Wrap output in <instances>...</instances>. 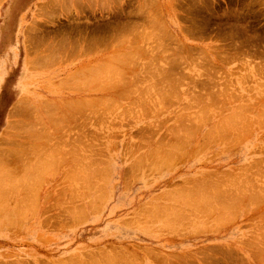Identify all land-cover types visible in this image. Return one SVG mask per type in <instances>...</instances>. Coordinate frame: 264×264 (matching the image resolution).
Returning a JSON list of instances; mask_svg holds the SVG:
<instances>
[{"label":"rangeland","instance_id":"obj_1","mask_svg":"<svg viewBox=\"0 0 264 264\" xmlns=\"http://www.w3.org/2000/svg\"><path fill=\"white\" fill-rule=\"evenodd\" d=\"M58 2L0 0V264H264V0Z\"/></svg>","mask_w":264,"mask_h":264},{"label":"bare ground","instance_id":"obj_2","mask_svg":"<svg viewBox=\"0 0 264 264\" xmlns=\"http://www.w3.org/2000/svg\"><path fill=\"white\" fill-rule=\"evenodd\" d=\"M75 1H76V0H59L58 3L61 4V5H66V4H68V3H69V4L75 3ZM146 16H147V14H146ZM124 26H125V25H124ZM125 28H126V27H125ZM127 28H128V26H127ZM130 28H131V27H130ZM132 29H133V28H132ZM125 30H127V29H125ZM129 30H130V29H129ZM134 30H135V27H134ZM112 31H113V30H112ZM113 32H114V31H113ZM125 32H126V31H125ZM136 32H137V31H136ZM141 32H142V31H141ZM131 33H133V32L131 31ZM137 33L139 34L140 32H137ZM137 33H135V34H137ZM123 34H124V33H123ZM89 36H90V35H89ZM93 36L95 37V35H93ZM125 36H126V35H125ZM141 36H142V35H141ZM97 37H98V36H97ZM97 37H95V38H97ZM99 37H100V36H99ZM33 38H35V37H33ZM100 38H101V37H100ZM102 38H103V37H102ZM111 38H112V37H111ZM140 38H141V37H140ZM66 39H67V37H66ZM86 39H87V37H86ZM106 39H107V38H106ZM108 39H109V38H108ZM112 39H113V38H112ZM109 40H110V39H109ZM40 41H41V40H40ZM65 41H67V40H65ZM84 41H85V40H84ZM87 41H88V39H87ZM93 41H94V39H93ZM102 41H103V40H101V42H102ZM38 42H39V41H38ZM71 42H72V41H71ZM96 42H97V40H96ZM107 42H108V41H107ZM59 43H60L61 45H62V43H63V45H64L65 42H62V43L59 42ZM83 43H84V42H83ZM97 43H98V42H97ZM97 43H96V44H97ZM36 44H37V43H36ZM40 44H41V43H40ZM42 44H43V43H42ZM44 44H45V43H44ZM52 44H54V43H52ZM52 44H51V45H52ZM89 44H90V43H89ZM91 44H92V43H91ZM91 44H90V45H91ZM93 44H95V42H94ZM96 44H95V45H96ZM56 45H57V48H60V47H61V45L58 46V45H59L58 43H56ZM56 45H55V47H56ZM65 45H66V44H65ZM46 46H47V45H46ZM48 46H49V45H48ZM50 47H52V46H50ZM50 47H47L46 50H47L48 48H50ZM55 47L53 46L52 49L55 50ZM62 47H63V48H62ZM62 47H61L62 49H65V48H66V47L64 48V46H62ZM93 47H94V46H93ZM182 47H183V46H182ZM34 48H35V47H34ZM52 49H51V51L54 52V50H52ZM229 49H230V48H229ZM68 50H69V49H68ZM47 51H48V50H47ZM59 51H60V50H59ZM180 51H181V50H180ZM57 52H58V51H57ZM57 52H56V53H57ZM62 52H65V51H62ZM51 53H52V52H51ZM51 53H50V54H51ZM129 54H130V53H129ZM187 54H188V53H187ZM54 55H55V54H54ZM178 55H180V54L178 53ZM47 56H48V55H47ZM58 56H59V55H58ZM66 56H67V55H66ZM246 56H247V55H246ZM43 57H45V56H43ZM53 57H54V56H53ZM56 57H57V56H56ZM67 57H68V56H67ZM224 57H225V56H224ZM238 57H239V56H238ZM240 57H241V56H240ZM243 57H245V56H243ZM41 58H42V57H41ZM45 58H46V57H45ZM45 58H44V59H45ZM48 58H49V57H48ZM174 58H175V57H174ZM178 58H179V57H178ZM183 58H184V57H183ZM190 58H192V57H190ZM38 59H39V57H38ZM49 59H50V58H49ZM56 59H57V58H56ZM127 59H129V58H127ZM249 59H250V58H249ZM62 60H63V59H62ZM164 60H166V59H164ZM176 60H177V59H176ZM193 60H195V59H193ZM240 60H241V59H240ZM251 60H253V59L251 58ZM121 61H122V60H121ZM127 61H128V60H127ZM169 61H170V60H169ZM181 61H182V60H181ZM61 62H62V61H61ZM129 62H130V60H129ZM132 62H133V61H132ZM165 62H167V61H165ZM194 62H195V61H194ZM196 62H198V64H200L199 61H196ZM206 62H207V61H206ZM248 62H249V61H248ZM250 62H251V61H250ZM250 62H249V63H250ZM44 63H45V62H44ZM47 63H48V62H47ZM47 63H46V64H47ZM123 63H124V62H123ZM133 63H134V62H133ZM135 63H136V62H135ZM144 63H145V62H144ZM168 63H169V62H168ZM178 63H180V62H178ZM184 63H185V62H184ZM253 63H254V61H253ZM258 63H259V62H258ZM118 64H121V63H118ZM127 64L130 65V63H127ZM127 64H126V65H127ZM131 64H132V63H131ZM145 64H146V63H145ZM165 64L168 65L167 63H165ZM165 64H164V66H162V67H163L162 69H164V70H163V72H164L163 75H164V76H167L168 71H167L166 68H168V67L171 65V63H170V65H168L166 68H165ZM210 64H211V63H210ZM251 64H252V63H251ZM251 64H250V65H251ZM261 64H262V63H261ZM261 64H260V65H261ZM116 65H117V64H116ZM116 65H115V66H116ZM122 65H123V64H122ZM129 65H127V66L129 67ZM132 65H133V64H132ZM156 65H158V64H156ZM182 65H183V64H182ZM191 65H192V64H191ZM254 65H256V64L254 63ZM123 66H124V65H123ZM130 66H131V65H130ZM139 66H140V65H139ZM139 66H138V68H139ZM143 66H144V65H143ZM174 66H175V65H174ZM176 66H177V65H176ZM205 66H206V65H205ZM263 66H264V65H262L261 68H263ZM105 67H106L108 70H107ZM105 67H104L103 70H102V71H104V72H103L104 75H105V71H111V70H112L111 72H108V73L106 74V76L110 74L111 76H112V75H114V76L117 75V77H118V74H119L120 78H117V77H116V78L119 79V81H120V79H122L121 82H119L117 79H116L117 81L113 79V83H114V85H113L112 83H109V84H111L112 86H110L106 81L104 82L105 85L108 84L106 87H108V88L111 87V89H110V90L108 89L106 92H114V93H115V92L119 91V89L121 88L122 85L125 86V84H122V81H123V77H124V75L126 74V72H125V74H124V71H126V69L123 68L124 71L121 72V73L123 74V76L121 77V73L118 72V69L121 70V67L119 68V66H118V67L116 68V67H114V66L111 67V66H109V65H108V67H107V65H105ZM132 67L135 68L134 65H133ZM136 67H137V66H136ZM149 67H150V66H147V68H146V65H145L146 70L152 68V67H150V68H149ZM171 67H172V66H171ZM181 67H182V66H181ZM181 67H180V68H181ZM183 67H184V66H183ZM190 67H191V66H190ZM245 67H246V66H245ZM256 67H258V66L256 65ZM256 67H255V69H257ZM86 68H87V67H86ZM145 68L141 67V68H140L141 70L139 69L140 71L137 70L138 72H137L136 70H132V71H133V72L136 71V75H137L139 72H142V73L145 74V73H146V72H145L146 70H144ZM154 68H155V67H154ZM160 68H161V67H159V68H155V69L152 68V70H153V71H152V74H151L152 76L149 75V74L151 73V69L148 70L147 73L150 72V73L148 74V75H149V78H148V76H147L146 74L144 75L146 78H148V79H146V80H148L149 83H150L151 79H152V81H153V80L155 81V79L157 78L156 76H158L157 81H158V79H160L161 77L163 78L162 75H160L161 77L159 76V74H162V72L159 70V72H161V73H158V71H157V70L160 69ZM259 68H260V67H259ZM261 68H260V69H261ZM81 69H82V68H81ZM89 69H90V68H89ZM91 69L95 71V68L93 69V68L91 67ZM91 69H90V71H91ZM128 69L131 71V68H128ZM128 69H127V70H128ZM162 69H161V70H162ZM168 69H170V67H169ZM181 69H182V68H181ZM190 69H191V68H190ZM203 69H204V68H203ZM205 69H206V68H205ZM219 69H220V68H219ZM263 69H264V68H263ZM84 70H85V68H84ZM84 70H83V71H84ZM154 70H156L155 73H154L156 76H153V75H154V74H153ZM183 70H186V69L183 68ZM76 71H77V70H76ZM87 71L89 72V70H87ZM87 71H85V72H87ZM96 71H97V70H96ZM121 71H122V70H121ZM132 71H131V72H132ZM172 71H173V70H172ZM172 71H170V73H171ZM178 71H179V69L177 70V72H178ZM190 71H191V70H190ZM198 71H199V70H198ZM201 71H202V70H201ZM215 71H216V69H215ZM80 72H81V70H80ZM100 72H101V71H100ZM112 72H114L115 74H116V73H118V74L115 75V74L112 73ZM156 72H157V74H156ZM173 72H174V71H173ZM173 72H172V73H173ZM194 72H195V71H194ZM206 72H207V71H206ZM210 72H211V71H210ZM216 72H217V71H216ZM218 72H219V71H218ZM261 72H262V71H261ZM76 73H79V71L76 72ZM76 73H75V74L72 73L73 75H70L71 78H72V80H74L73 77L75 78V76H78V75L80 76V74L76 75ZM142 73L140 74L141 76H143ZM184 73H185V71H184ZM186 73H187V71H186ZM204 73H205V72H204ZM208 73H209V72H208ZM89 74H95V73H93V71H91V73H89ZM89 74H88V77H89ZM97 74H98V73H97ZM100 74H101V73H100ZM129 74H130V73H129ZM129 74L126 75V78H127V77L129 78ZM173 74H175V73H173ZM173 74H170V75H173ZM199 74H202V72L199 73ZM74 75H75V76H74ZM81 75H83V76H80V77H84V73H83V72H82ZM86 75H87V74H86ZM86 75H85V76H86ZM168 75H169V74H168ZM178 75H179V74H178ZM180 75H181V74H180ZM182 75H183V74H182ZM195 75H196V74H195ZM97 76H98V75H97ZM97 76H96V77H97ZM100 76H101V75H100ZM130 76H132V78H133V73H132ZM134 76H135V75H134ZM137 76H139V74H138ZM137 76H136V77H137ZM150 76H151L152 78H151ZM173 76H174V75H173ZM173 76H171V77L173 78ZM176 76H177V74H176ZM176 76H175V79L177 78V79H176L177 81H175V82L178 83V81H179L178 78H179L180 76H178V77H176ZM189 76H190V74H189ZM191 76H194V75H191ZM191 76H190V77H191ZM200 76H202V75H199V77H200ZM216 76H217V75H216ZM240 76H241V75H240ZM262 76H263V75H262ZM80 77H79V78H80ZM90 77L92 78L93 76H90ZM90 77H89V78H90ZM94 77H95V76H94ZM96 77H95V78H96ZM145 77H143L142 79H143L144 83L146 82V83L148 84V82L144 80ZM153 77H154L155 79H153ZM159 77H160V78H159ZM168 77H169V76H168ZM181 77L183 78V76H181ZM195 77H196V76H195ZM208 77H209V75H208ZM68 78H69V79H68ZM68 78H67V79L70 80V77H68ZM85 78L88 79L87 77H85ZM95 78H92V80L95 79ZM104 78H105V76H104ZM107 78L109 79V76L106 77V79H107ZM137 78H138V77H137ZM139 78H140V77H139ZM150 78H151V79H150ZM162 78H161V79H162ZM165 78H166V77H165ZM169 78H170V77H169ZM182 78H180V79H182ZM200 78H201V77H200ZM205 78H206V77H205ZM205 78H204V79H205ZM210 78H211V77H210ZM98 79H99V78H98ZM98 79L96 78L95 80L97 81ZM111 79H112V77H111ZM111 79H110V80H111ZM124 79H125V78H124ZM130 79H131V78H130ZM135 79H136V78H135ZM140 79H141V78H140ZM161 79H160V80H161ZM183 79H184V78H183ZM183 79H182V80H183ZM189 79H190V78H189ZM195 79H196V78H195ZM195 79H194V81H195ZM198 79H199V78H198ZM208 79H209V78H208ZM208 79H207V80H208ZM243 79H244V78H243ZM79 80H80V79H79ZM84 80H85V79H84ZM88 80H89V79H88ZM88 80H87L86 82L83 81L84 84H85L84 86H86V83H87V82L90 83ZM127 80H128V79H127ZM127 80H124L123 82H124V83H125V82H130L131 84H129V85H132L133 81L131 82L130 80H129V81H127ZM131 80H132V79H131ZM136 80L138 81L139 79H136ZM163 80H164V79H163ZM166 80H167V78H166L164 81L169 83V85H168V83L166 84V85L168 86V87L166 86L167 89H171V88L173 87V86L171 87V84H172V83H174V86H180L179 83H178V85H175V84H177V83H175L174 81H171L170 79H168V81H166ZM169 80L172 82L171 84H170ZM190 80H191V79H190ZM199 80H200V79H199ZM212 80H213V79H212ZM226 80H227V79H226ZM229 80H230V79H229ZM63 81H65V80H63ZM70 81H71V80H70ZM70 81H69V82H70ZM81 81H82V80H81ZM90 81H91V80H90ZM107 81H108V80H107ZM114 81H115V82H114ZM139 81L142 82L141 84H143V81H142V80H139ZM152 81H151V82H152ZM154 81L152 82V83H153V86L156 85V83H155ZM205 81H206V80H205ZM210 81H211V80H210ZM216 81H217V80H216ZM224 81H225V80H224ZM230 81H231V80H230ZM60 82H61V81H60ZM71 82H72V81H71ZM71 82H70V83H71ZM73 82H74V81H73ZM83 82H82V83H83ZM98 82H100V81H98ZM98 82H97V83H98ZM109 82H110V81H109ZM111 82H112V80H111ZM117 82H118V84H117ZM140 82H138L137 84H139ZM161 82H162V84H160V85H163V88H162V89L164 90V87H165L164 82H163V81H158L157 83L159 84V83H161ZM179 82L181 83V81H179ZM217 82H218V81H217ZM66 83H67V80H66ZM88 83H87V85H88ZM92 83H95V82L93 81ZM135 83H136V82H135ZM154 83H155V84H154ZM190 83H191V82H190ZM215 83H216V82H215ZM224 83H225V82H224ZM259 83H260V82H259ZM62 84H64V83H62ZM73 84H74V83H73ZM104 84H103V85H104ZM116 84H117V85H116ZM119 84H121V85H119ZM126 84H128V83H126ZM147 84H146V85H147ZM158 84H157V86H155L156 88H158V89H156V90H160V88H159L160 85L158 86ZM191 84H193V83H191ZM218 84H219V83H218ZM260 84H261V83H260ZM69 85H70V84H69ZM89 85H91V84H89ZM89 85H88V86H89ZM98 85H99V84H98ZM133 85H134L135 87L138 86V85H135V84H133ZM146 85H143V86L146 87ZM148 85H150V84H148ZM172 85H173V84H172ZM189 85H190V84H189ZM215 85H216V84H215ZM70 86H72V85H70ZM75 86H77L76 83H75ZM75 86H74V88H72V89H75ZM99 86H102V85H99ZM109 86H110V87H109ZM141 86H142V85H141ZM143 86H142V89H143ZM150 86L152 87V85H150ZM169 86H170L171 88H169ZM193 86H194V85H193ZM206 86H208V85H205V87H206ZM224 86H226V85H224ZM63 87H64V86H63ZM81 87H82V86H81ZM94 87H95V86H94ZM94 87H93V88H94ZM127 87H128V86H127ZM127 87H126V89H127ZM131 87H132V86H131ZM161 87H162V86H161ZM166 87H165V88H166ZM191 87H192V85H191ZM195 87H196V85H195L194 87H192V88L195 89ZM66 88H67V87H66ZM77 88H78V86H77ZM79 88H80V87H79ZM86 88H87V87H86ZM93 88H92V89H93ZM101 88L103 89V88H105V87L102 86V87H99V89L95 87L94 89H96V90H97V89H98V90H101ZM133 88H134V87H132V89H133ZM137 88H138V87H137ZM149 88H150V87H149ZM176 88H177V87H176ZM176 88L173 87V89H176ZM196 88H198V87H196ZM262 88H263V87H262ZM105 89H106V88H105ZM132 89H131V90H132ZM135 89H136V88H135ZM147 89H148V88H144V90H146V92L148 91ZM162 89H161L160 91H163ZM173 89H171V90H173ZM194 89H193V90H194ZM213 89H214V88H213ZM221 89H222V88H221ZM128 90L130 91V88H129V87H128ZM128 90H127V91H128ZM154 90H155V88H154ZM176 90H177V89H176ZM195 90L198 91L199 89H195ZM195 90H194V92H195ZM210 90H211V89H210ZM104 91H105V90H104ZM135 91H137V90H135ZM135 91L133 90V92H135ZM203 91H204V89H203ZM225 91H226V90H225ZM123 92H124V91H123ZM141 92H142V90H140V92H138V93L141 94ZM144 92H145V91H144ZM144 92H143L142 94H144ZM150 92H151V90H150ZM158 92H159V91H158ZM185 92H187V90H186ZM189 92H190V91H189ZM192 92H193V91H192ZM207 92H208V91H207ZM207 92H206V93H207ZM210 92H211V91H210ZM215 92H216V91H215ZM124 93H125V92H124ZM130 93H132V91H130L129 93H128V92L125 93V95H126V94H130ZM159 93H160V92H159ZM204 93H205V92H204ZM206 93H205V94H206ZM208 93H209V92H208ZM218 93H219V92H218ZM221 93H222V92H221ZM223 93H224V92H223ZM229 93H230V92H229ZM253 93H255V92H253ZM148 94H149V92H148ZM156 94H157V93H156ZM161 94L163 95V92H162ZM189 94H190V93H189ZM195 94H197V93H195ZM195 94H193V95H195ZM201 94L204 95L203 92H202ZM216 94H217V93H216ZM258 94H260V93H258ZM120 95H121V94H119L118 96L120 97ZM197 95H198V94H197ZM207 95H208V94H207ZM210 95H211V94H210ZM227 95L229 96V94H227ZM126 96H127V95H126ZM208 96H209V95H208ZM234 96H235V95H234ZM108 97H109V96H108ZM200 97H201V95H200ZM222 97H223V96H222ZM237 97H238V96H237ZM262 97H263V96H262ZM111 98H112V97H111ZM138 98H139V97H138ZM202 98H203V97H202ZM204 98H205V97H204ZM238 98H239V97H238ZM242 98H243V97H242ZM255 98H256V97H255ZM220 99H221V98H220ZM235 99H236V98H235ZM258 99H259V98H258ZM85 100H86V99H85ZM98 100H99V99H98ZM98 100H97V101H98ZM105 100H106V99H105ZM193 100H194V99H193ZM213 100H214V99H213ZM232 100H233V99H232ZM68 101H69V100H68ZM80 101H81V100H80ZM87 101H88V99H87ZM94 101H95V100H94ZM103 101H104V100H103ZM135 101H136V100H135ZM223 101H224V100H223ZM223 101H222V102H223ZM23 102H24V101H22V103H23ZM76 102H77V101H76ZM85 102H86V101H85ZM155 102H156V101H155ZM187 102H188V101H187ZM207 102H208V101H207ZM207 102H206V103H207ZM233 102H234V101H233ZM243 102H244V101H243ZM18 103H19V102H18ZM24 103H25V102H24ZM27 103H28V102H27ZM44 103H45V102H44ZM62 103H63V102H62ZM91 103H92V102H91ZM196 103H197V102H196ZM227 103H228V101H227ZM29 104H30V103H29ZM63 104H64V103H63ZM67 104H68V103H67ZM72 104H73V103H72ZM72 104H71V105H72ZM147 104H148V103H147ZM212 104H213V103H212ZM212 104H211V105H212ZM243 104H244V103H243ZM248 104H249V103H248ZM255 104H256V102H255ZM262 104H263V103H262ZM30 105H31V104H30ZM79 105H80V104H79ZM83 105H84V104H83ZM83 105H82V106H83ZM94 105H95V104H94ZM211 105H209V106H211ZM237 105H238V104H237ZM17 106H18V105H17ZM66 106H68V105H66ZM82 106H81V107H82ZM244 106H245V105H244ZM18 107H21V106H18ZM49 107H51V106L48 105L47 108H49ZM53 107H55V104L53 105ZM53 107H51V109H52ZM103 107H105V106H103ZM207 107H208V106H207ZM212 107H213V106H211V108H212ZM251 107H252V106H251ZM27 108H28V107H27ZM68 108L70 109V107H68ZM108 108H109V107H108ZM121 108H123V107H121ZM230 108H231V107H230ZM244 108H245V107H244ZM17 109H18V108H17ZM43 109H44V108H43ZM49 109H50V108H49ZM89 109H90V108H89ZM206 109H207V108H206ZM209 109H210V108H209ZM219 109H220V108H219ZM31 110H32V109H31ZM93 110H94V108H93ZM95 110H96V109H95ZM177 110H178V109H177ZM211 110H212V109H210V111H211ZM235 110H236V109H235ZM260 110H261V109H260ZM27 111H28V110H27ZM27 111H26V112H27ZM79 111H80V110H79ZM86 111H88V110H86ZM90 111H91V110H90ZM156 111H157V110H156ZM180 111H181V110H180ZM180 111H179V112H180ZM212 111H213V110H212ZM236 111H238V110H236ZM33 112H34V111H33ZM55 112H56V111H55ZM91 112H92V111H91ZM10 113H11V112H10ZM23 113H24V112H23ZM34 113H36V112H34ZM34 113H33V115H34ZM58 113H59V112H58ZM76 113H77V111H76ZM78 113H79V112H78ZM181 113H182V112H181ZM200 113H201V112H200ZM239 113H240V112H239ZM262 113H263V112H262ZM20 114H21V113H20ZM51 114H52V113H51ZM67 114H68V113H67ZM84 114H85V113H84ZM89 114H91V113H89ZM116 114H117V113H116ZM192 114H193V113H192ZM236 114H237V113H236ZM244 114H245V113H244ZM244 114H243V115H244ZM11 115H13V113H12ZM45 115H46V114H45ZM52 115H54V113H53ZM57 115H58V114H57ZM101 115H102V114H101ZM132 115H133V114H132ZM153 115H154V114H153ZM187 115H188V114H187ZM198 115H199V114H198ZM246 115H247V114H246ZM246 115H245V116H246ZM30 116H31V115H30ZM35 116H37V114L34 115L33 117H35ZM47 116H48V115H47ZM50 116H51V115H49V117H50ZM62 116L64 117V115H62ZM67 116H70V115H67ZM71 116H72V115H71ZM74 116H75V115H74ZM86 116H87V115H86ZM103 116H104V115H103ZM149 116H150V115H149ZM185 116H186V115H185ZM195 116H196V115H195ZM195 116H194V118H195ZM228 116H229V115H228ZM12 117H14V116H12ZM56 117H58V116H56ZM60 117H61V116H60ZM72 117H73V116H72ZM99 117H100V116H99ZM109 117H110V116H109ZM144 117H145V116H144ZM177 117H178V116H177ZM192 117H193V116H192ZM201 117H202V116H201ZM204 117H205V116H204ZM40 118H41V117H40ZM53 118H54V116H53ZM53 118H51V119H53ZM61 118H62V117H61ZM74 118H75V117H74ZM179 118H180V117H179ZM189 118H190V116H189ZM205 118H206V117H205ZM223 118H224V117H223ZM235 118H236V117H235ZM237 118H238V117H237ZM258 118H259V117H258ZM35 119H36V118H35ZM47 119H49V118L47 117ZM58 119H59V117H58ZM66 119L68 120V118H66ZM71 119H73V118H71ZM76 119H77V117H76ZM176 119H177V118H176ZM191 119H192V118H191ZM195 119H196V118H195ZM227 119H228V118H227ZM230 119H231V118H230ZM243 119H244V118H243ZM49 120H50V119H49ZM59 120H60V119H59ZM98 120H99V119H98ZM166 120H167V119H166ZM197 120H198V119H197ZM224 120L227 121L226 119H224ZM235 120H236V119H235ZM235 120H234V121H235ZM239 120H241V119H239ZM246 120H247V119H246ZM263 120H264V118H263ZM42 121H43V120H42ZM57 121H58V120H57ZM107 121H108V120H107ZM111 121H112V120H111ZM199 121H200V120H199ZM163 122H164V121H163ZM175 122H176V121H175ZM175 122H174V123H175ZM178 122H180V120H179ZM181 122H182V121H181ZM181 122H180V123H181ZM185 122H186V121H185ZM191 122H192V121H191ZM196 122H197V121H196ZM201 122H202V121H201ZM205 122H206V121H205ZM218 122H220V121H218ZM227 122H229V121H227ZM239 122H240V121H239ZM242 122H243V120H242ZM260 122H261V121H260ZM9 123H10V122H9ZM11 123H12V121H11ZM29 123H30V122H29ZM29 123H27V124H29ZM33 123H34V121H33ZM37 123L39 124V122H37ZM37 123H36V124H37ZM51 123H52V122H51ZM55 123H57V122H55ZM62 123H63V122H62ZM62 123L60 122V124H62ZM158 123H159V121H158ZM221 123H222V122H220V124H221ZM240 123H241V122H240ZM30 124H31V123H30ZM43 124H44V123H43ZM43 124H42V125H43ZM60 124L56 125V124L53 123L54 126H55V125H56V126H59ZM178 124H179V123H178ZM187 124H188V123H187ZM199 124H200V122H199ZM224 124H225V122H224ZM232 124H233V123H232ZM234 124H235V123H234ZM261 124L263 125V123H260V125H261ZM62 125H63V124H62ZM196 125H197V124H196ZM196 125H195V126H196ZM218 125H219V124H218ZM225 125H226V124H225ZM15 126H16V125H15ZM37 126H38V125H37ZM37 126H36V127H37ZM39 126H41V125H39ZM39 126L37 127L38 129H39ZM43 126H44V125H43ZM64 126H66V124H65ZM64 126H63V127L61 126V127L64 128ZM172 126H173V125H172ZM172 126H170V127H172ZM175 126H176V125H175ZM188 126H189V125H188ZM220 126H221V125H220ZM226 126H227V125H226ZM226 126H224V128H225ZM11 127H12V126H11ZM13 127H14V126H13ZM17 127H18V126H17ZM170 127H169L168 129H170ZM222 127H223V126H222ZM227 127H230V125H228ZM238 127H239V126H238ZM57 128H58V127H57ZM174 128H175V127H174ZM178 128H179V127H178ZM178 128H175V129H178ZM184 128H185V127H184ZM186 128H187V127H186ZM196 128H197V126H196ZM199 128H200V127H199ZM224 128H223V129H224ZM230 128L232 129V127H230ZM14 129H15V128H14ZM38 129H37V130H38ZM52 129H53V128H52ZM59 129H61V128H59ZM172 129H173V128H172ZM179 129L181 130V127H180ZM188 129H189V127H188ZM190 129L192 130V128H190ZM237 129H238V128H237ZM237 129H236V130H237ZM155 130H156V129H155ZM170 130H171V129H170ZM180 130H177V131L179 132ZM194 130H195V128H194ZM171 131H172V130H171ZM177 131H176V132H177ZM221 131H222V130H221ZM247 131H249V130H247ZM27 132H29V131H27ZM55 132H56V131H55ZM173 132L175 133V130H174ZM173 132H172V133H173ZM180 132H181V131H180ZM182 132H183L184 134H186L187 130H186V132H185L184 129H183ZM189 132H190V131H189ZM193 132H194V131H193ZM195 132H196V131H195ZM208 132H209V131H208ZM47 133H48V132H47ZM166 133H168V132H166ZM174 133H173V134H174ZM218 133H219V130H218ZM39 134H40V133H39ZM169 134H170V133H169ZM177 134H178V133H177ZM177 134H176V135H177ZM179 134H181V133H179ZM187 134H188V132H187ZM191 134H192V133H191ZM240 134H241V133H240ZM189 135H190V134H188V136H189ZM42 136H43V135H42ZM64 136H65V135H64ZM150 136H151V135H150ZM185 136L188 137L187 135H185ZM43 137H44V136H43ZM57 137H58V136H57ZM59 137H61V136H59ZM178 137H179V136H178ZM183 137H184V135H183ZM189 137H190V136H189ZM189 137H188V138H189ZM193 137H194V136H193ZM193 137H191V138H193ZM216 137H217V135H216ZM239 137H240V136H239ZM27 138H28V137H27ZM45 138H46V137H45ZM49 138H50V137H49ZM64 138H65V137H64ZM80 138H81V137H80ZM41 139H42V138H41ZM41 139H40V140H41ZM46 139H48V138H46ZM50 140H51V139H50ZM81 140H82V139H81ZM182 140H183V139H182ZM0 141H2V139H1ZM30 141H31V140H30ZM43 141H45V140H43ZM7 142H8V141H7ZM16 142H17V141H16ZM47 142H48V141H47ZM168 142H169V141H168ZM3 143H4V142H3ZM5 143H6V142H5ZM9 143H10V142H9ZM12 143H13V142H12ZM158 143H159V142H158ZM14 144H15V143H14ZM2 145H3V144H2ZM58 145H59V144H58ZM78 145H79V144H78ZM158 145H160V144H158ZM184 145H185V144H184ZM101 146H102V145H101ZM0 147H1V146H0ZM40 147H41V145H40ZM60 147H61V146H60ZM75 147H76V146H75ZM180 147H181V146H180ZM165 148H166V146H165ZM168 150H169V149H168ZM39 151H40V150H39ZM42 151H43V149H42ZM49 151H50V150H49ZM57 151H58V150H57ZM79 151H80V150H79ZM95 151H96V150H95ZM104 151H105V150H104ZM47 152H48V151H47ZM54 152H55V151H54ZM77 152H78V151H77ZM84 152H85V151H84ZM23 153H24V152H23ZM38 153H39V152H38ZM40 153H41V152H40ZM94 153H95V152H94ZM97 153H98V152H97ZM99 153H100V152H99ZM155 153H156V152H155ZM170 153H171V152H170ZM25 154H26V153H25ZM46 154H47V153H46ZM52 154H53V153H52ZM71 154H72V153H71ZM84 154H85V153H84ZM100 154H101V153H100ZM49 155H50V154H49ZM56 155H57V154H56ZM82 155H83V154H82ZM102 155H103V154H102ZM102 155H101V156H102ZM160 155H161V154H160ZM163 155H164V154H163ZM163 155H162V156H163ZM183 155H184V154H183ZM26 156H27V155H26ZM54 156H55V155H54ZM65 156H66V155H65ZM71 156H73V155H71ZM88 156H89V155H88ZM95 156H96V155H95ZM18 157H19V156H18ZM82 157H84V156H82ZM103 157H104V156H103ZM42 158H43V157H42ZM90 158H91V157H90ZM93 158H94V157H93ZM93 158H92V159H93ZM160 158H161V157H160ZM23 159H24V158H23ZM40 159H41V158H40ZM45 159H46V158H45ZM51 159H52V158H51ZM78 159H79V158H78ZM80 159H81V158H80ZM88 159H89V158H87V160H88ZM25 160H26V158H25ZM46 160H47V159H46ZM85 160H86V159H85ZM85 160H84V161H85ZM97 160H99V159H97ZM36 161H37V160H36ZM52 161H53V159H52ZM62 161H63V160H62ZM37 162H38V161H37ZM46 162H48V161H46ZM64 162H65V161H64ZM54 163H55V162H54ZM86 163H87V162H86ZM45 164H46V163H45ZM51 164H53V163H50V165H51ZM56 164H57V163H56ZM61 164H62V163H61ZM88 164H89V163H88ZM95 164H96V162H95ZM32 165H33V164H32ZM35 165H36V164H35ZM46 165H47V164H46ZM58 165H59V164H58ZM85 165H86V164H85ZM96 165H98V164H96ZM28 166H29V165H28ZM28 166L26 165V166H24V167L29 168ZM53 166H54V165H53ZM43 167H44V166H43ZM48 167H49V166H48ZM91 167H92V166H91ZM30 168H31V167H30ZM33 168H34V167H33ZM85 168H86V167H85ZM96 168H97V167H96ZM103 168H104V167H103ZM147 168H149V166H148ZM34 169H35V168H34ZM39 169H40V168H39ZM88 169H89V167H88ZM88 169H87V170H88ZM97 169H98V168H97ZM25 170H26V169H25ZM99 170H100V169H99ZM12 171H13V170H12ZM21 171H22V170H21ZM32 171H33V170H32ZM35 171H36V170H35ZM90 171H92V170H90ZM94 171H95V169H94ZM96 171H97V170H96ZM23 172H24V171H23ZM30 172H31V171H30ZM229 172H230V171H229ZM261 172H262V171H261ZM88 173H89V172H88ZM39 174H40V173H39ZM231 174H232V173H231ZM242 174H243V173H242ZM242 174H241V175H242ZM239 175H240V174H239ZM239 175H238V176H239ZM21 176H22V174H21ZM88 176H89V175H88ZM99 176H100V175H99ZM232 176H233V177H234V176L236 177V175H234V174H233ZM15 177H16V176H15ZM25 177H26V176H25ZM235 177H234V178H235ZM18 178H19V176H18ZM32 178H33V177H32ZM236 178H237V177H236ZM19 179H20V178H19ZM92 179H93V178H92ZM99 179H100V178H99ZM101 179H103V177H102ZM101 179H100V180H101ZM104 179H105V178H104ZM6 180L9 181L8 178H7ZM11 181H12V180H11ZM15 181H16V180H15ZM216 181H217V180H216ZM219 182H220V181H219ZM4 183H5V182H4ZM91 183H92V182H91ZM91 183H90V184H91ZM106 183H107V182H106ZM203 183H204V182H203ZM94 184H95V183H94ZM125 184H126V183H125ZM216 184H217V183H216ZM216 184H215V185H216ZM220 184H221V183H220ZM217 185H219V184H217ZM2 186H3V185H2ZM97 186H98V185H97ZM103 186H104V185H103ZM222 186H223V184H222ZM14 187H15V186H14ZM183 187H184V186H183ZM97 188H98V187H97ZM99 188H101V187H99ZM206 188H207V187H206ZM11 189H12V188H11ZM11 189H10V190L8 189V190L11 192ZM13 189H16V188H13ZM87 189H88V188H87ZM103 189H105V188H103ZM173 189H174V188H173ZM224 189L227 190L228 187H227V189H226V188H224ZM5 190H6V189H5ZM76 190H77V188H76ZM92 190H93V188H92ZM182 190H183V189H182ZM188 190H189V189H188ZM221 190H222V189H221ZM95 191H96V190H95ZM95 191H94V192H95ZM104 191H105V190H104ZM177 191H178V190H177ZM192 191H193V190H192ZM195 191H196V189H195ZM222 191H223V190H222ZM238 191H239V190H238ZM262 191H264V188H263ZM5 192H6V191H5ZM105 192H106V191H105ZM105 192H104V194H105ZM172 192H173V191H172ZM231 192H232V191H231ZM239 192H240V191H239ZM223 193H224V192H223ZM2 194H4V193H2ZM2 194H1V195H2ZM6 194H7V193H6ZM87 194H88V193H87ZM219 194H220V193H219ZM224 194H225V193H224ZM224 194H223V195H224ZM233 194H234V193H233ZM225 195H226V194H225ZM231 195H232V194H231ZM250 195H251V194H250ZM250 195H249V196H250ZM72 196H73V195H71V197H72ZM75 196H76V195H75ZM79 196H80V195H79ZM104 196H105V195H104ZM104 196H103V197H104ZM201 196H202V195H201ZM207 196H208V195H207ZM216 196H217V195H216ZM216 196H215V195L213 196V197H215V200H216ZM252 196H253V195H252ZM6 197H8V196H6ZM165 197H166V196H165ZM217 197H218V196H217ZM224 197H225V196H224ZM256 197H257V196H256ZM74 198H75V197H74ZM163 198H164V197H163ZM252 198H253V197H252ZM71 199H73V198H71ZM96 199H97V198H96ZM101 199H102V198H101ZM199 199H200V198H199ZM236 199H237V198H236ZM98 200H99V199H98ZM166 200H167V199H166ZM213 200H214V198H213ZM213 200H211V201H213ZM226 200H227V199H226ZM13 201H14V200H13ZM76 201H77V200H76ZM89 201H91V199H90ZM174 201H175V200H174ZM200 201H201V200H200ZM204 201H205V200H204ZM204 201H203V202H204ZM253 201H254V199H253ZM256 201H257V199H256ZM2 202H4V201H2ZM71 202H73V201L71 200ZM205 202H206V201H205ZM208 202H209V201H208ZM216 202H218V201H216ZM218 203H219V202H218ZM222 203H223V202H222ZM246 203H247V202H246ZM253 203H254V202H253ZM257 203H258V202H257ZM89 204H91V203H89ZM98 204H100V203H98ZM187 204H188V202H187ZM209 204H210V203H209ZM224 204H225V203H224ZM229 204H230V203H229ZM95 205H97V204H95ZM95 205H94V206H95ZM161 205H162V204H161ZM203 205H204V204H203ZM207 205H208V204H207ZM239 205H240V204H239ZM258 205H259V204H258ZM168 206H169V205H168ZM216 206H217V205H216ZM222 206H223V205H222ZM226 206H227V205H226ZM230 206H231V204H230ZM183 207H184V206H183ZM186 207H187V206H186ZM219 207H220V206H219ZM219 207H218V208H219ZM223 207H224V206H223ZM257 207H258V206H257ZM151 208H152V207H151ZM190 208H191V207H190ZM193 208H194V207H193ZM213 208H214V207H213ZM166 209H168V207H167ZM196 209H197V208H196ZM201 209H202V208H199V210H201ZM207 209H209V208H207ZM207 209H206V210H207ZM78 210H79V209H78ZM78 210H77V211H78ZM164 210H165V209H164ZM183 210H184V209H183ZM186 210H187V209H186ZM188 210H189V209H188ZM224 210H225V209H224ZM165 211H166V210H165ZM190 211H191V210H190ZM181 212H182V211H181ZM185 212H187V211H185ZM188 212H189V211H188ZM194 212H195V211H194ZM203 212H205V211H203ZM0 213H1V212H0ZM174 213H175V212H174ZM232 213H233V212H232ZM159 215H160V214H159ZM165 215H166V214H165ZM188 215H189V214H188ZM196 215H197V214H196ZM8 216H10V215H8ZM157 216H158V215H157ZM175 216H176V215H175ZM184 217H185V216H184ZM9 219H10V218H9ZM179 219H180V218H179ZM216 219H217V218H216ZM176 220H177V219H176ZM149 221H150V220H149ZM151 221H152V220H151ZM153 222H154V221H153ZM208 223H209V222H208ZM174 229H175V228H174ZM262 239H263V238H262ZM104 257H106V255L103 256V258H104ZM107 257H108V256H107ZM94 259H95V258H94ZM76 262H77V260H76ZM78 262H79V261H78ZM101 262H102V261H101ZM107 262H108V261H107ZM97 263H98V262H97ZM107 264H108V263H107Z\"/></svg>","mask_w":264,"mask_h":264},{"label":"crops","instance_id":"obj_3","mask_svg":"<svg viewBox=\"0 0 264 264\" xmlns=\"http://www.w3.org/2000/svg\"><path fill=\"white\" fill-rule=\"evenodd\" d=\"M72 4H74V3H72Z\"/></svg>","mask_w":264,"mask_h":264}]
</instances>
